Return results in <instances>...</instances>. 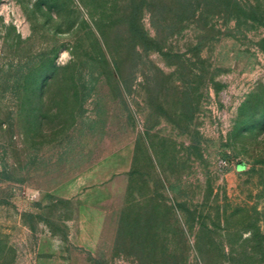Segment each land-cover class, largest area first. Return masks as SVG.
I'll list each match as a JSON object with an SVG mask.
<instances>
[{
	"label": "rangeland",
	"instance_id": "1",
	"mask_svg": "<svg viewBox=\"0 0 264 264\" xmlns=\"http://www.w3.org/2000/svg\"><path fill=\"white\" fill-rule=\"evenodd\" d=\"M46 1L0 0V264H264V25Z\"/></svg>",
	"mask_w": 264,
	"mask_h": 264
},
{
	"label": "trees",
	"instance_id": "2",
	"mask_svg": "<svg viewBox=\"0 0 264 264\" xmlns=\"http://www.w3.org/2000/svg\"><path fill=\"white\" fill-rule=\"evenodd\" d=\"M132 5L128 12H125L124 18L127 20L129 25L130 34L137 40V42H141L143 44H148V42L152 41L149 39L145 32L141 29L139 24V10L144 6L150 3V0H128ZM48 4L54 2V0H47ZM106 2V1H105ZM103 2L102 4H106ZM217 3L222 7V11L225 13L227 18H235L238 20L243 19L244 21H252L257 24L264 25V0H182V4L189 11V15L187 17L194 16L195 11L203 7L206 3ZM103 11L99 13V19L103 20V18L111 16V14H107L109 10L105 6L102 7ZM111 9V8H108ZM107 12H106V11ZM103 34V33H101ZM146 47L150 48L148 45ZM259 47L264 50V38L261 39ZM159 48V47H156ZM117 60H113V65L116 69H118ZM260 102L254 107V111L256 114L261 112L259 122L264 120V99L258 98ZM248 101V100H247ZM247 101L244 103L245 107H248L249 103ZM250 114V119H253L254 114Z\"/></svg>",
	"mask_w": 264,
	"mask_h": 264
},
{
	"label": "built area",
	"instance_id": "3",
	"mask_svg": "<svg viewBox=\"0 0 264 264\" xmlns=\"http://www.w3.org/2000/svg\"><path fill=\"white\" fill-rule=\"evenodd\" d=\"M220 162H221V163H223V164H225V160H224V159H223V160H221Z\"/></svg>",
	"mask_w": 264,
	"mask_h": 264
}]
</instances>
